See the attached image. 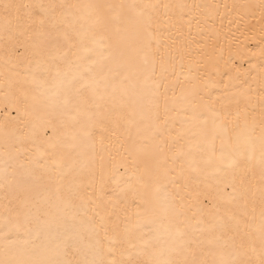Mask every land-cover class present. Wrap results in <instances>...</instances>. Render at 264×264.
Wrapping results in <instances>:
<instances>
[{"label": "snow or ice", "instance_id": "snow-or-ice-1", "mask_svg": "<svg viewBox=\"0 0 264 264\" xmlns=\"http://www.w3.org/2000/svg\"><path fill=\"white\" fill-rule=\"evenodd\" d=\"M257 17L264 45V0H0V264H264Z\"/></svg>", "mask_w": 264, "mask_h": 264}, {"label": "bare ground", "instance_id": "bare-ground-1", "mask_svg": "<svg viewBox=\"0 0 264 264\" xmlns=\"http://www.w3.org/2000/svg\"><path fill=\"white\" fill-rule=\"evenodd\" d=\"M189 3L193 2V0H188ZM196 2H203V0H196ZM207 2H213V0H207ZM215 2L219 3H229L231 4L233 0H215ZM237 2H249V0H237ZM252 2H258V0H252ZM259 17H257L256 20L250 21L251 24L255 25V28L253 31H246L243 36H241V41L243 44H246L248 49H251L253 52H258L259 48L261 46V39H262V34L260 32V27L261 25L258 23ZM226 23V22H225ZM246 51V56L242 61H238V66L242 64V67L240 68L241 72L246 71L247 69L250 68L253 64H256L259 61V56H253L251 55L250 52ZM4 107L2 104H0V122L4 120ZM11 116H15L16 112L15 110L11 111Z\"/></svg>", "mask_w": 264, "mask_h": 264}]
</instances>
